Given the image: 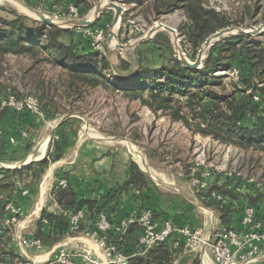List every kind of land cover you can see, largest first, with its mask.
Segmentation results:
<instances>
[{"label":"trees","instance_id":"1","mask_svg":"<svg viewBox=\"0 0 264 264\" xmlns=\"http://www.w3.org/2000/svg\"><path fill=\"white\" fill-rule=\"evenodd\" d=\"M145 5L147 18H150V15L158 18L175 9L184 11L188 21L182 25L181 29L186 41L191 45L193 59L196 58L199 49L209 36L233 24L226 12L205 6L204 0H146ZM255 14L256 12H253L251 16L254 17ZM71 32L72 29L49 25L41 20H30L21 14H16L12 18L0 16V90L2 94L12 93L19 98L26 95H21L13 86H9V89L13 88L15 91L10 89L4 92L7 87L2 84L5 77L6 56L26 54L33 59L34 64L46 60L63 69V75L57 78L58 83L54 86L55 90H59L60 86L63 88V96L73 92L79 93L84 88L111 83L114 88L141 98L152 111L167 112L172 120L183 122L193 133L211 136L215 140L240 148L252 147L264 151V41L257 40L253 35L246 33L230 35L221 38L210 48L200 69L187 67L180 59L173 58L169 63L155 68L139 63L135 72L125 74L132 69L130 62L121 60L119 65H114L109 55L98 49L79 48L73 41L63 39L64 35ZM153 39L160 44L170 43L169 38L161 31ZM234 69L239 71V77L237 80L232 79L230 84L224 82V75H216L217 71ZM48 84L49 86H45L42 83L41 86H45L43 93L34 95L38 96L46 116H55L59 113L56 110L58 102L50 94L53 89L51 82ZM45 98L49 100L46 104L43 103ZM5 110L8 109L0 111V117ZM50 162L51 158H44L23 169L0 168L1 229L5 228L3 220L8 213L7 205L10 202L16 203L15 193L19 189L16 180L22 175L30 174L35 179L40 178ZM229 183L230 181L222 185H211L199 194L212 197L213 192L218 191L222 195L238 198L239 194L234 192L241 182H237L233 188L227 187ZM129 187L141 192V196H144V189H151L147 174L134 161H131L127 181L106 192L102 197L104 201L97 197L80 198L77 192L69 187L64 189L54 187L52 193L59 204L73 211L80 209L84 211L82 228L86 226L96 229L97 220L102 213H106L110 221L114 222L111 214L117 210L124 191H127ZM255 191L256 196L246 195L249 201L258 202L263 197L259 188ZM203 203L206 206L221 209L222 226L232 227V216L235 211L232 205H222L215 199L203 200ZM152 211L154 216H157V212L153 209ZM44 218L59 224V230H57L59 234L54 230L52 238L50 237L49 244L52 245L65 235L60 233L62 230L70 228L69 216L60 210L45 209L38 222L40 233ZM130 228L125 236L123 235L122 240H119V234L112 238L127 254L134 252V246L133 242L130 247L129 244L126 246V240L133 238L139 232L136 226ZM131 230L136 232L128 235ZM11 238L10 233L6 234V237L5 234L0 235V264L3 262L17 264L15 250L5 245ZM170 260L167 246L161 244L147 250L144 255L137 254L130 257L129 264H164Z\"/></svg>","mask_w":264,"mask_h":264},{"label":"rangeland","instance_id":"2","mask_svg":"<svg viewBox=\"0 0 264 264\" xmlns=\"http://www.w3.org/2000/svg\"><path fill=\"white\" fill-rule=\"evenodd\" d=\"M24 1L56 21H72L92 18L96 5L110 0ZM116 1L125 8L119 25H112L115 10L105 8L94 26L65 28L72 29V32L64 35L63 39L73 41L82 49L94 48L102 51L109 55L114 65H119L121 60H127L132 65V69L126 71L125 74L135 72L139 63L155 68L169 63L173 58L179 59L177 57L178 47L190 60L194 61L197 58V56L195 59L192 58L191 45L186 41L181 29L182 25L188 21L182 9H175L158 18L153 15L147 18L145 16L146 0ZM204 4L226 12L234 26L249 30L264 25V0H204ZM253 12H256L254 17L251 16ZM16 14L25 15L30 20H39L35 14L28 12L12 0L0 2V16L12 18ZM158 23L176 28L178 36L162 30L161 32L169 38V44H160L152 37L134 48L118 47L117 43L128 44L138 40L147 33L150 27ZM111 31L117 34L112 42L109 41ZM253 36L257 40L264 41V31ZM5 68L2 84L7 88L4 92L10 89L12 91L13 88L9 89V86H13L21 95L27 93L41 95L45 86H49L48 82H51L53 89L50 94L58 102V108L55 109L63 116L59 125L62 140H66L65 136L71 130H75L79 132L81 138L93 139L111 148L122 167L130 160L134 161L147 174L153 178L155 176L157 181L181 183L187 179L186 186L188 187L190 183L191 187L196 189L197 183L194 184V181L196 179L203 181V178L205 179L211 173L207 180L215 175L221 176L224 182L237 179L236 182L244 184V189H248L249 185L246 183L252 181L255 183L252 185L253 188L264 189V151L262 150L252 147L244 149L220 142L211 136L193 133L183 122L172 120L167 112L152 111L141 98L114 88L111 83L84 88L79 93L73 92L68 96H63V88L60 86L59 90H55L54 86L58 83L57 78L63 75L64 71L46 60L34 64L29 55H8L5 59ZM246 69L248 71L249 67L247 66ZM216 75H224V82L230 84L232 79H238L239 71L237 69L220 70L216 72ZM42 83L45 86H41ZM45 99L44 104L49 101ZM46 132L48 131H44L43 134L46 135ZM131 145L135 146L143 162L133 151ZM56 149L58 150V146ZM3 225L5 231L3 232L0 228V235L5 234L6 237V234H11V240L5 245L15 250L17 264H50L63 247H68L73 251H81L82 248L87 247L83 242L69 241L71 237L82 236L95 243L86 234L90 228H81L80 232L72 228L62 230L60 233L65 235L51 245L49 242L52 232L55 230L59 234L57 231L59 228H41V233L39 228H31L27 236H22L18 241L14 237L16 228L7 224L5 220H3ZM110 235L112 238L119 236L118 233ZM98 248L99 253L96 252V254L101 259L103 250ZM120 250L123 251V248ZM48 252L50 254L47 259L38 258ZM28 253H32V258L27 257Z\"/></svg>","mask_w":264,"mask_h":264},{"label":"crops","instance_id":"3","mask_svg":"<svg viewBox=\"0 0 264 264\" xmlns=\"http://www.w3.org/2000/svg\"><path fill=\"white\" fill-rule=\"evenodd\" d=\"M0 93H2L1 90ZM62 119L63 116L59 113L55 116L45 115L44 118H39L29 112L17 114L9 109L5 110V113L0 117V168L3 165L21 167L33 158V163L42 161L44 158H51L49 167L41 174L40 178L35 179L30 174L22 175L16 180L19 189L15 193V199L20 212L18 221L13 225L16 228L15 240L20 241L22 236H27L31 228H38L37 222L42 218L45 209L52 211L51 205L55 199L52 190L54 187L58 188L60 180L67 179L68 187L76 191L80 198L97 197L102 199L106 192L123 185L128 179L131 160L122 167L111 148H107L93 139L81 138L79 132L75 130H71L65 136L66 140H62V131L59 128ZM44 131H48L46 135L43 134ZM76 137L78 138L76 139ZM43 142H46V148L41 158L38 159L41 152L40 146ZM32 164L26 165L24 168L30 167ZM140 168L145 172L142 167ZM210 174L208 175L210 176ZM208 175L205 179L203 178L204 187L196 186L194 189L190 183H188V187L186 186L187 179L181 183L157 181L155 176L153 178L147 174L150 179L151 191L144 189V196H141V192L129 187L127 191H124L120 204L111 217L114 222H117L130 216L136 210L153 209L157 212L154 220L158 227H161L165 220L173 221L176 226L170 237L158 244L167 246L171 258L164 264H215L213 256L203 243H200L195 250H186L182 230H199L205 239L214 241L215 233L222 227L220 219L222 211L219 208L206 206L203 200L215 199L222 205L233 206L235 211L231 225L232 228L240 232L245 229L244 218L248 214V209L254 208L257 220L261 222V233L264 234V189H260L263 197L258 202L249 201L246 196L247 194L256 196V189L252 187L255 185L253 181L246 183L249 185L248 189H244L243 183L236 188L234 193L239 194L238 198L222 195L218 191H214L212 197L201 196L199 192L207 190L209 186L225 183L220 178L221 176L214 175L207 180ZM236 181L237 179L230 180L227 187H235ZM26 190L27 192L24 193ZM42 228H59V224L44 218ZM137 230L139 232L133 238L130 237L126 242L124 241L125 245L129 244V247L133 242L134 252L129 254L130 257L137 254L144 255L147 252L138 245L140 230L139 228ZM133 232L136 231L131 230L128 235ZM70 239L69 241L83 242L85 246L94 249L95 252L99 250V246L85 237L76 236ZM256 243L262 248V251L257 258L258 262L256 260L253 264H264V236L260 237ZM49 254L50 252L38 258L47 259ZM26 255L28 258H32V253Z\"/></svg>","mask_w":264,"mask_h":264},{"label":"built area","instance_id":"4","mask_svg":"<svg viewBox=\"0 0 264 264\" xmlns=\"http://www.w3.org/2000/svg\"><path fill=\"white\" fill-rule=\"evenodd\" d=\"M78 14V13H77ZM257 98V97H256ZM11 109L18 114L32 113L39 118L45 117L38 96L26 94L24 97H17L12 93H3L0 97V110ZM203 188L204 182L196 179L194 184ZM67 179L58 183V188H67ZM24 191V193H26ZM52 211L60 210L69 216L70 228L80 232L84 211L82 209L73 211L67 206L59 204L55 198L51 205ZM7 224L14 225L19 217L20 208L16 203L10 202L7 205ZM245 229L240 232L234 228L221 227L215 233V240L205 239L199 230H182L184 246L186 250H195L200 243L206 245L209 253L213 256L215 264H253L261 254V247L256 241L263 237L261 233V222L257 220L255 209L250 207L244 218ZM136 226L140 230L138 245L142 250H149L161 242L166 241L175 231V224L171 220H165L161 227H158L154 220V213L151 209L136 210L130 216L122 218L117 222H111L106 213H102L97 220L96 229L86 231V234L99 245L103 250V257L96 254L90 247L82 248L81 251H73L68 247L61 248L55 260L50 264H129L130 255L120 250V246L113 242L110 233H118L119 240L123 235ZM258 262V260L256 261Z\"/></svg>","mask_w":264,"mask_h":264},{"label":"water","instance_id":"5","mask_svg":"<svg viewBox=\"0 0 264 264\" xmlns=\"http://www.w3.org/2000/svg\"><path fill=\"white\" fill-rule=\"evenodd\" d=\"M17 1L19 3H21L25 8H27L31 13L35 14V17L37 19H39L43 22H46L49 25L58 26L61 28L94 26L96 24V22L98 21L100 14L103 12V10L105 8L115 10V15L113 18L112 25L116 26L117 24L118 25L120 24L121 19H122V14L125 10L124 6L122 4H120L118 1L110 0V1H107L105 4H102V2H100L99 4L96 5V7L94 8L95 15L93 18L77 19V20H72V21H56V20L52 19L51 17H49L48 15H46L45 13H43L41 10L32 7L30 4H28L24 0H17ZM162 30H167L171 33H176V28L169 26V25H162V26L157 27V28H154L152 26L149 28L147 33L143 37L139 38L138 40H136L134 42H130L128 44L117 43V45H118V47H120L122 49L129 48V47L134 48V47L140 45L141 43L149 40L150 38L154 37L158 32H160ZM262 31H264V25L263 24L256 27L255 29H249V30L244 29L242 27L234 26V25L227 26L225 28L219 29L218 31L213 33L211 36H209L205 40V42L203 43V45L201 46V48L198 51L197 58L194 61H192L188 57H186L185 53L181 52L179 47H178L177 57L187 67H190L193 69H200L203 66V60L206 56L207 50L211 46H213L215 42L219 41L222 37H226L229 35H236V34H240V33L256 35ZM176 36H178L177 33H176ZM116 37H117V34L114 31H111L110 36H109V41L112 42V39L116 38ZM33 161H34V159H31L29 162H27V164H25L21 167H19V166H6V165H3V167L13 168V169H21V168H24L26 165L32 164Z\"/></svg>","mask_w":264,"mask_h":264},{"label":"bare ground","instance_id":"6","mask_svg":"<svg viewBox=\"0 0 264 264\" xmlns=\"http://www.w3.org/2000/svg\"><path fill=\"white\" fill-rule=\"evenodd\" d=\"M2 0H0V2H1ZM5 1H8V0H5ZM13 2H15V3H18L21 7H23L25 10H27L28 12H30L27 8H25L21 3H19L17 0H12ZM107 1H105V3H106ZM105 3H103L102 2V4H105ZM31 13V12H30ZM33 14V13H32ZM94 15H95V10H93V17H94ZM92 17V18H93ZM118 25V24H117ZM162 25H166V24H164V23H158V24H156V25H153V27L154 28H157V27H160V26H162ZM175 36H176V33H173ZM45 148H46V143H42L41 144V146H40V150H41V152H40V155L38 156V159L39 158H41V156L43 155V153H44V151H45ZM131 148L133 149V151L134 152H136L137 154H138V157H139V159L143 162V158H141L140 157V154H139V152H137V149L135 148V146H133V145H131ZM34 159V158H33ZM36 159H37V157H36ZM29 160V159H28Z\"/></svg>","mask_w":264,"mask_h":264}]
</instances>
